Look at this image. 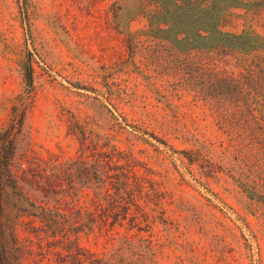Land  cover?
<instances>
[{"label": "rangeland", "instance_id": "1", "mask_svg": "<svg viewBox=\"0 0 264 264\" xmlns=\"http://www.w3.org/2000/svg\"><path fill=\"white\" fill-rule=\"evenodd\" d=\"M239 2L223 29L264 36V0ZM148 30L139 0H0V130L25 96L33 154L77 156L82 132L117 135L168 194L172 224L153 229L160 264H264V198L243 189L264 195L257 60L181 51Z\"/></svg>", "mask_w": 264, "mask_h": 264}, {"label": "trees", "instance_id": "2", "mask_svg": "<svg viewBox=\"0 0 264 264\" xmlns=\"http://www.w3.org/2000/svg\"><path fill=\"white\" fill-rule=\"evenodd\" d=\"M139 1L148 32L181 51L256 58L257 94L264 99V36L222 26L239 0ZM27 99L20 98L0 130V264H31L36 256L41 264H160L153 229L158 222L172 224L164 203L167 192L137 170L140 161L117 144V135L102 141L82 132L77 156L33 154ZM115 131L130 133L119 122ZM243 186L251 198H264L257 188ZM90 235L117 239L118 244L98 253L79 241Z\"/></svg>", "mask_w": 264, "mask_h": 264}]
</instances>
